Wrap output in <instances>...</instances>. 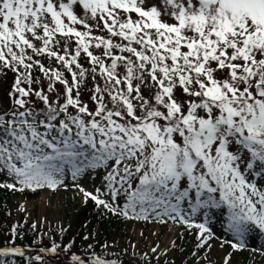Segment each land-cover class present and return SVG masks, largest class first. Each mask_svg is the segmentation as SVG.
<instances>
[{
	"label": "snow or ice",
	"instance_id": "obj_1",
	"mask_svg": "<svg viewBox=\"0 0 264 264\" xmlns=\"http://www.w3.org/2000/svg\"><path fill=\"white\" fill-rule=\"evenodd\" d=\"M8 73L0 189L70 178L101 215L195 229L197 249L214 218L234 250L264 234V0H0ZM10 242L0 264L25 257ZM72 247L70 264H121Z\"/></svg>",
	"mask_w": 264,
	"mask_h": 264
},
{
	"label": "rangeland",
	"instance_id": "obj_2",
	"mask_svg": "<svg viewBox=\"0 0 264 264\" xmlns=\"http://www.w3.org/2000/svg\"><path fill=\"white\" fill-rule=\"evenodd\" d=\"M12 79V73H8L7 78L0 76V107H7L9 104L7 92L10 90ZM2 177L11 182L8 177ZM76 183L89 192H94L99 186L95 179L87 177ZM66 185L57 190H43L34 200H25L22 196L13 197L6 209V215L13 221L21 222L25 217L28 223L35 225L39 233L38 242L28 252L32 258L41 256L43 263L70 264V254L63 251L67 242L62 241L60 237L71 228V231H74L77 214L91 201L85 203L83 193L70 178L66 180ZM212 227L215 235L209 241L210 249L207 246L197 249L195 229L189 231L185 226L171 221L160 223L155 220L115 224L108 227L106 232L100 228L88 227L84 231V235L88 237V245H94L100 240L104 242V246L108 245L100 254L92 248H79L74 241L70 243L73 244L72 252L81 255L86 261L90 256L97 254L105 259L118 258L121 264H225V258L230 256L227 264H264V234L257 231L247 238V246L244 249L234 250L231 241L235 238L226 231L225 217L214 218ZM5 231L0 226V242L6 238ZM165 240H168L171 250L167 252L165 248L159 253ZM53 243L61 246L56 254L48 251ZM151 244L156 249L155 252L152 251ZM194 252L196 255H193ZM144 254H147V257Z\"/></svg>",
	"mask_w": 264,
	"mask_h": 264
},
{
	"label": "trees",
	"instance_id": "obj_3",
	"mask_svg": "<svg viewBox=\"0 0 264 264\" xmlns=\"http://www.w3.org/2000/svg\"><path fill=\"white\" fill-rule=\"evenodd\" d=\"M5 179H3L2 175H0V183H6ZM42 190H37L35 192L30 190H25L24 192L18 191H10L7 189H0V226L6 231V238L3 242H0V247H5L6 245L11 246L10 238L15 240V245L22 248L25 252V257H7V260H15L16 264H28V260L31 259L33 264H48L43 263L41 261H35V258H32L29 254L28 250H31L36 245L38 238V231L32 224L28 223L26 218L24 217L21 222L13 221L6 215V209L13 197L22 196L25 200H34L39 197ZM131 221H138L135 219H125L123 217L112 216L111 214H103L101 215L100 211L95 207L94 203L90 201L87 203L77 214L76 220L74 222L73 228L67 230L64 234H62V241L70 243L74 241L78 244L79 248H87L88 242L84 239V231L89 227L90 229L100 228L102 231L106 232L108 227L115 224H126ZM17 227V236H12V227ZM4 234V233H3ZM65 238L66 240H63ZM5 242V243H4ZM3 244V245H1ZM92 250L97 254L103 252L104 242L98 241L96 244L92 245ZM7 247V246H6ZM78 248V247H77ZM90 249V248H88Z\"/></svg>",
	"mask_w": 264,
	"mask_h": 264
},
{
	"label": "bare ground",
	"instance_id": "obj_4",
	"mask_svg": "<svg viewBox=\"0 0 264 264\" xmlns=\"http://www.w3.org/2000/svg\"><path fill=\"white\" fill-rule=\"evenodd\" d=\"M151 247H152V249L154 248L153 244H151ZM165 248L167 249V252L171 250V246H169L168 240H165L163 248H161V250H159V253L160 252L162 253Z\"/></svg>",
	"mask_w": 264,
	"mask_h": 264
}]
</instances>
